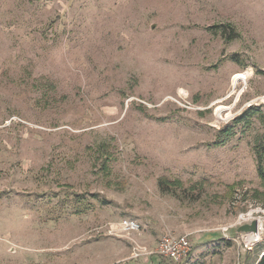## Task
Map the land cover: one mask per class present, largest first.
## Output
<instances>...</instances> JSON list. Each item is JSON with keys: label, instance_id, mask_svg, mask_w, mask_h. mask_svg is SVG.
Listing matches in <instances>:
<instances>
[{"label": "rangeland", "instance_id": "374dc122", "mask_svg": "<svg viewBox=\"0 0 264 264\" xmlns=\"http://www.w3.org/2000/svg\"><path fill=\"white\" fill-rule=\"evenodd\" d=\"M263 139L264 0H0V264H257Z\"/></svg>", "mask_w": 264, "mask_h": 264}, {"label": "built area", "instance_id": "2783aa9c", "mask_svg": "<svg viewBox=\"0 0 264 264\" xmlns=\"http://www.w3.org/2000/svg\"><path fill=\"white\" fill-rule=\"evenodd\" d=\"M264 211V210H263ZM258 220L259 222V232L261 231L260 226V217H255L253 211L248 213H243L240 215L237 224L243 225L247 223H251L253 220ZM264 223V221H262ZM140 224L137 220L131 218H125L121 220L119 223V231L125 234H131L135 231L140 230ZM264 232V230H263ZM262 232V233H263ZM256 234V233H250ZM191 238L188 234H174L169 233L163 236L156 248V253L162 256L165 259H170L173 261H179L182 259H186L191 251Z\"/></svg>", "mask_w": 264, "mask_h": 264}, {"label": "trees", "instance_id": "16d2710c", "mask_svg": "<svg viewBox=\"0 0 264 264\" xmlns=\"http://www.w3.org/2000/svg\"><path fill=\"white\" fill-rule=\"evenodd\" d=\"M235 32L233 31V34H234ZM233 34H229V39H233V38H235L236 37V33L234 34V36H232ZM256 109V108H255ZM253 113H257V112H252L251 110H247L246 112H244L243 114H241L240 116H239V118H238V120H237V122L238 123H242V122H247V121H250V118H251V116L253 115ZM232 130L234 129V128H231ZM226 130V131H224V134H226V135H231V131L232 130ZM224 139H226V138H224ZM260 147H261V149L264 151V139H263V141L261 142V144H260ZM259 171H260V174L264 177V172L262 171V168H259ZM257 264H264V254L262 255V257L260 258V260L258 261V263Z\"/></svg>", "mask_w": 264, "mask_h": 264}, {"label": "bare ground", "instance_id": "6f19581e", "mask_svg": "<svg viewBox=\"0 0 264 264\" xmlns=\"http://www.w3.org/2000/svg\"><path fill=\"white\" fill-rule=\"evenodd\" d=\"M251 73V72H250ZM248 75H246L245 73H239V74H236L235 76H234V79H233V81H234V84L236 85L237 83H238V81L239 80H246V77H247ZM218 114H219V112H218ZM221 118H222V116L221 115H219ZM262 221L263 220H260V226H261V231L260 232H257L256 234H247L244 238H245V240L248 242V243H256V242H259V241H261L262 239H263V236H262V232H263V230H264V223H262Z\"/></svg>", "mask_w": 264, "mask_h": 264}, {"label": "water", "instance_id": "95a60500", "mask_svg": "<svg viewBox=\"0 0 264 264\" xmlns=\"http://www.w3.org/2000/svg\"><path fill=\"white\" fill-rule=\"evenodd\" d=\"M240 233H257L259 232V222L258 220H253L251 223L243 224L238 228Z\"/></svg>", "mask_w": 264, "mask_h": 264}]
</instances>
